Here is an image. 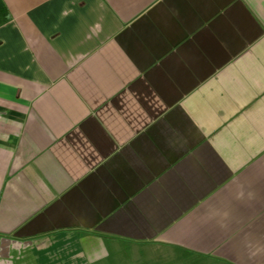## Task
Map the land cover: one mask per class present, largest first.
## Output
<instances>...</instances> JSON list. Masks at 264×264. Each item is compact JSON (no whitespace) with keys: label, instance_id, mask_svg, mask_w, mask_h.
Segmentation results:
<instances>
[{"label":"crops","instance_id":"1","mask_svg":"<svg viewBox=\"0 0 264 264\" xmlns=\"http://www.w3.org/2000/svg\"><path fill=\"white\" fill-rule=\"evenodd\" d=\"M1 5L0 261L264 264V0Z\"/></svg>","mask_w":264,"mask_h":264},{"label":"clouds","instance_id":"2","mask_svg":"<svg viewBox=\"0 0 264 264\" xmlns=\"http://www.w3.org/2000/svg\"><path fill=\"white\" fill-rule=\"evenodd\" d=\"M240 191H238V193H237V199H241V198H243V196H244V192H243V186H240ZM254 194L253 193H249V197L251 198L252 196H253ZM0 264H4V262L3 261H0Z\"/></svg>","mask_w":264,"mask_h":264},{"label":"trees","instance_id":"3","mask_svg":"<svg viewBox=\"0 0 264 264\" xmlns=\"http://www.w3.org/2000/svg\"><path fill=\"white\" fill-rule=\"evenodd\" d=\"M0 12L2 15V18H1L2 20L8 19L6 8L3 5L0 6Z\"/></svg>","mask_w":264,"mask_h":264}]
</instances>
